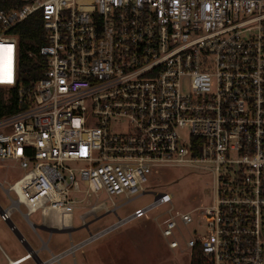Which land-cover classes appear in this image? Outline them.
I'll use <instances>...</instances> for the list:
<instances>
[{"label": "built area", "instance_id": "1", "mask_svg": "<svg viewBox=\"0 0 264 264\" xmlns=\"http://www.w3.org/2000/svg\"><path fill=\"white\" fill-rule=\"evenodd\" d=\"M20 1L0 8V87H17L26 105L0 119V160L23 171L0 221L17 232L19 212L34 233H71L75 213L87 227L162 172L190 166L211 175L207 204L182 211L172 193L155 192L41 264L138 218L209 264H264V0ZM37 13L45 43L28 55L41 72L25 89L15 29Z\"/></svg>", "mask_w": 264, "mask_h": 264}, {"label": "rangeland", "instance_id": "2", "mask_svg": "<svg viewBox=\"0 0 264 264\" xmlns=\"http://www.w3.org/2000/svg\"><path fill=\"white\" fill-rule=\"evenodd\" d=\"M23 171L11 160H0V204L3 208L11 205V199L7 195V189L22 175ZM148 192L126 206L119 208L117 212H102L98 219L88 218L89 225L79 219V213L73 217L74 229L68 231H46L37 229L34 233L30 230L23 215L16 212L12 216L13 223L31 243L32 249L40 246L41 237L47 240L50 236L49 247L55 254L67 250L72 243L75 245L105 228H108L134 212L137 208H143L153 202L155 192H169L174 195L175 208L179 210H192L203 204H207L212 197L211 175L201 168L190 166L173 167L162 172L154 180L147 184ZM13 198L15 194L12 193ZM117 200L122 201V197ZM25 212L26 208L21 207ZM161 208L153 210L151 215L156 216ZM33 221L40 220V214H33ZM191 230V228H190ZM0 246L9 251L27 252L18 236L12 232L7 223L0 221ZM62 249V250H61ZM42 260L51 257L46 250L41 252ZM192 254L186 248V241L179 240V247L172 249L167 240L161 234V228L157 221L151 219H134L122 226L102 235V237L79 248L75 254L69 253L61 258V264H190ZM58 264V263H54Z\"/></svg>", "mask_w": 264, "mask_h": 264}, {"label": "trees", "instance_id": "3", "mask_svg": "<svg viewBox=\"0 0 264 264\" xmlns=\"http://www.w3.org/2000/svg\"><path fill=\"white\" fill-rule=\"evenodd\" d=\"M21 5L20 0H0V8H10ZM15 32L19 38L20 55V79L25 89L33 86L38 79L41 70H38V62L35 57H29V52L37 51V48L45 43L43 37V22L39 13L31 16L21 23ZM26 108L24 103L19 102L18 88L5 89L0 87V119L10 116L19 110ZM190 264H209L201 255L199 247L193 251Z\"/></svg>", "mask_w": 264, "mask_h": 264}, {"label": "crops", "instance_id": "4", "mask_svg": "<svg viewBox=\"0 0 264 264\" xmlns=\"http://www.w3.org/2000/svg\"><path fill=\"white\" fill-rule=\"evenodd\" d=\"M18 228V227H17ZM30 228V227H29ZM31 231H33L31 228H30ZM45 230V229H44ZM46 231H50V229L46 228ZM13 232V231H12ZM17 236H18V239L20 241V243L22 245H24L27 249V252H19L17 253L18 251H9L7 252L6 250H4L1 246H0V264H10L11 262H14L22 257H24L25 255H27L28 253H34L33 257L32 258H29V259H25L23 260L22 262H20L19 264H41V261H44V262H48L51 258H52V255H60L64 252H66L67 250H62L60 251L59 253L55 254L53 252V250H51V248L49 247V250L48 249H40L41 248V243H40V246L39 248H37V250H33L32 249V246H31V243L27 240V238L20 232L19 228H18V231L17 232H14ZM22 239H24V241H22ZM88 239V238H87ZM86 239V240H87ZM48 240V239H47ZM84 241V240H83ZM81 241V242H83ZM41 242V241H40ZM80 244V243H79ZM49 246V245H48ZM86 245L84 246H81V248L85 247ZM79 249V248H78ZM46 250H48L50 253H51V257H48L47 259L45 260H42L40 257H39V254L41 252H45ZM62 258V257H61ZM54 263H58V264H61V259L59 260V262H51V263H48V264H54ZM44 264V263H42ZM85 264H89L88 262H86Z\"/></svg>", "mask_w": 264, "mask_h": 264}, {"label": "water", "instance_id": "5", "mask_svg": "<svg viewBox=\"0 0 264 264\" xmlns=\"http://www.w3.org/2000/svg\"><path fill=\"white\" fill-rule=\"evenodd\" d=\"M40 228L46 230V227H44V226H40ZM50 230H51V229H50ZM51 231H65V230H57V229H53V230H51Z\"/></svg>", "mask_w": 264, "mask_h": 264}]
</instances>
